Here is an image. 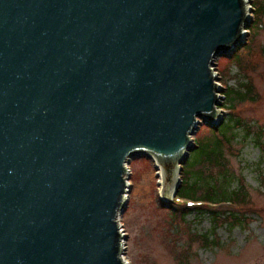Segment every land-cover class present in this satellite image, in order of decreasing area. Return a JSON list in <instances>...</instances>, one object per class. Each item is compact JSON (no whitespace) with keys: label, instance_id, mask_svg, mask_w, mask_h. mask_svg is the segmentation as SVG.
Masks as SVG:
<instances>
[{"label":"water","instance_id":"95a60500","mask_svg":"<svg viewBox=\"0 0 264 264\" xmlns=\"http://www.w3.org/2000/svg\"><path fill=\"white\" fill-rule=\"evenodd\" d=\"M251 0H0V264H128V163L182 184Z\"/></svg>","mask_w":264,"mask_h":264},{"label":"rangeland","instance_id":"374dc122","mask_svg":"<svg viewBox=\"0 0 264 264\" xmlns=\"http://www.w3.org/2000/svg\"><path fill=\"white\" fill-rule=\"evenodd\" d=\"M256 3L260 13L253 12L258 22L252 21L247 36L253 54L242 51L244 58L251 57L250 68L239 71L228 56L217 57L214 65L225 75L223 85L239 87L240 82L251 80L255 90L253 99L236 104L234 109L225 108L233 110L232 115L242 124H233L228 132L224 166H211L215 178H220L221 172L233 177L221 185L245 191V202L235 206L203 204L200 207L227 212L194 211L183 216L171 210L173 200L165 203L160 199V179L153 161L131 158L127 203L118 217L125 235L123 258L128 264H264V0ZM251 4L254 8V0ZM212 129L202 124L194 140L210 135ZM172 199L187 205L186 200ZM234 208L235 216L230 211Z\"/></svg>","mask_w":264,"mask_h":264},{"label":"trees","instance_id":"16d2710c","mask_svg":"<svg viewBox=\"0 0 264 264\" xmlns=\"http://www.w3.org/2000/svg\"><path fill=\"white\" fill-rule=\"evenodd\" d=\"M254 4L256 7L255 13L259 15L260 12L256 6V0H254ZM255 17L256 16H254V23L258 22V17ZM250 49V44L247 42L234 53L233 57H231L232 64L237 65L239 71H244L245 69L250 68L252 61L251 57L245 56L244 58L242 53V51L248 50V52L252 55L253 51ZM219 74L221 75L222 80H224V73L219 71ZM254 91V86L251 80H248L247 83L240 82L239 87L226 86V90L224 92L226 97L224 106L234 109L236 104L253 99ZM232 112L234 111L232 110ZM232 112L229 114V117L224 118L223 123L217 129L211 130L210 135L197 138V140L195 139L197 147H195V149L191 152L190 158L183 165L182 184L177 192L178 198L203 201L204 205H209L210 203L220 205L223 203H229L230 205L235 206L238 203L245 202V191L240 192L239 189L229 190L225 187V185H221L223 182L224 184L229 182L228 178H233L229 173L223 174L221 172L219 174L221 176L220 178H215L211 174V166H224L223 145L229 144L230 142V139L227 136L229 135L228 132H232L233 124H235V126L242 124L241 119L238 116L232 115L234 114ZM231 135L235 136V133ZM202 181H204V183ZM219 182L220 185L216 186ZM170 207L173 211H180L183 216L194 211H198L199 213L214 214H218L221 211L227 212L226 210L215 211L205 206L190 207L185 204L177 203L176 201L171 202ZM236 210V208L230 210L233 212L232 215H234V211Z\"/></svg>","mask_w":264,"mask_h":264},{"label":"flooded vegetation","instance_id":"af4514ba","mask_svg":"<svg viewBox=\"0 0 264 264\" xmlns=\"http://www.w3.org/2000/svg\"><path fill=\"white\" fill-rule=\"evenodd\" d=\"M254 9H255V12H256V7H254Z\"/></svg>","mask_w":264,"mask_h":264},{"label":"built area","instance_id":"2783aa9c","mask_svg":"<svg viewBox=\"0 0 264 264\" xmlns=\"http://www.w3.org/2000/svg\"><path fill=\"white\" fill-rule=\"evenodd\" d=\"M121 227V226H120ZM120 231H122V229L120 228Z\"/></svg>","mask_w":264,"mask_h":264}]
</instances>
